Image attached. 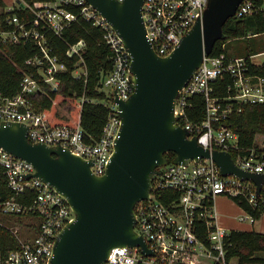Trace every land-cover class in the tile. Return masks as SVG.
I'll list each match as a JSON object with an SVG mask.
<instances>
[{"label":"built area","instance_id":"2783aa9c","mask_svg":"<svg viewBox=\"0 0 264 264\" xmlns=\"http://www.w3.org/2000/svg\"><path fill=\"white\" fill-rule=\"evenodd\" d=\"M19 2L15 9L23 8L32 17L21 20L17 15H10L14 8L5 10V16L0 17V45L33 43L37 54L25 64L35 67L37 75L25 73L21 90L13 97L5 96L0 90V122L28 126L29 142L61 146L92 163V173L102 177L113 156L122 125L116 98L127 101L135 91L130 80L132 57L123 39L86 0ZM208 3L209 0H144L143 23L155 53L160 57L169 56L203 18ZM262 11L264 0L261 4L258 0H244L233 18L243 19ZM80 18L92 21L105 31L104 40L112 51L113 68L101 81L102 91L110 98L109 114L101 137L94 142L87 139L80 116L74 126H53L47 114L37 110L27 97L41 90L37 80L58 88L57 75L66 71L67 66L53 54L48 35L63 38L65 31ZM85 53L86 43L80 40L68 44L65 56L77 58L76 66H79L84 62ZM259 55L252 56L251 60ZM78 70L74 72L75 77L81 74ZM228 76L232 94L223 98L215 96V84ZM194 97L205 101V119L198 123L189 117V113L195 112ZM85 102L100 103L82 97L77 106L82 108ZM234 102L264 104V77L250 73L246 58L204 55L200 67L178 93L174 117L190 133L189 138L197 137L204 149L231 154L239 150L238 135L224 123L234 111ZM233 160L246 172L263 174L264 142L249 156L238 154ZM0 168L14 195L0 203V212L38 220L26 233V240L12 232L19 246L7 253L0 252V264H50L56 239L75 220L71 206L53 187L32 176L35 168L26 160L0 149ZM221 195L242 198L256 206L258 198L264 202V184L257 196L253 182L234 175L223 176L212 158L192 160L188 165L170 163L158 168V174L152 178L150 199L135 207V232L142 237L145 247H114L105 264H229L226 241L230 232L219 226L216 209V199ZM248 219L255 222L248 215L241 221ZM199 226L206 228L204 239L198 236ZM32 232L36 234L33 239L30 238Z\"/></svg>","mask_w":264,"mask_h":264},{"label":"water","instance_id":"95a60500","mask_svg":"<svg viewBox=\"0 0 264 264\" xmlns=\"http://www.w3.org/2000/svg\"><path fill=\"white\" fill-rule=\"evenodd\" d=\"M86 1L123 39L132 57L135 91L127 101L116 98L122 125L105 175L95 176L92 163L61 146L29 142L28 126L0 122V149L31 163L36 171L32 176L60 193L75 214L56 239L50 264H105L114 247H145L135 232V207L150 199L153 176L170 163L212 158L223 176L253 182L257 196L264 184V173L240 169L228 152L204 149L174 117L179 91L204 55H211L244 0H209L203 18L166 57L158 56L146 37L144 0ZM169 152L176 154L172 161L165 157Z\"/></svg>","mask_w":264,"mask_h":264},{"label":"trees","instance_id":"16d2710c","mask_svg":"<svg viewBox=\"0 0 264 264\" xmlns=\"http://www.w3.org/2000/svg\"><path fill=\"white\" fill-rule=\"evenodd\" d=\"M28 4L47 2L50 0H21ZM263 0H258L261 4ZM0 8L4 10L5 4L0 0ZM75 13L77 9L70 8ZM10 15H17L21 20L32 17L23 8L15 9ZM5 16V10L0 17ZM264 11L253 16L237 19L230 18L223 28V38L219 40L211 53L212 57L222 54L233 57L246 58L250 73L264 77V63L256 65L251 57L264 53ZM105 31L92 21L82 18L74 22L64 33L63 38L48 35L49 43L54 48L61 62L65 63L67 70L58 74L59 86L54 89L43 80H37L41 90L35 91L27 97L35 108L45 112L53 126H74L80 116L81 126L91 142L99 139L107 122L110 98L102 91L101 81L113 68L112 51L104 40ZM256 35V36H255ZM263 37V38H261ZM83 40L86 43L84 62L76 66L77 58H66L65 52L68 44H75ZM229 51H233L231 55ZM33 43L21 45H0V90L7 97L17 95L21 90L22 78L25 73L37 75V69L27 66L25 61L36 55ZM83 69L79 77L74 76L77 69ZM230 78L219 80L215 86V96L228 97ZM100 101V103L85 102L82 108L77 106L78 99ZM106 102V104L102 102ZM195 112L189 113L190 120L198 123L205 119V101L201 97H194ZM64 106V114H60L59 107ZM238 135L237 152H231L233 159L237 155L249 156L260 142H264V104H249L234 102V111L224 123ZM261 141H259V139ZM173 160L176 154L169 152L165 155ZM13 192L7 185V180L0 168V203L13 198ZM248 216L255 221L264 215V202L258 198L256 206L250 205L245 199L232 198ZM198 236L204 239L205 226L198 227ZM18 240L6 227L0 224V252L7 253L17 249ZM227 262L237 259L238 264H264V234L256 231H230L227 241Z\"/></svg>","mask_w":264,"mask_h":264},{"label":"rangeland","instance_id":"374dc122","mask_svg":"<svg viewBox=\"0 0 264 264\" xmlns=\"http://www.w3.org/2000/svg\"><path fill=\"white\" fill-rule=\"evenodd\" d=\"M6 10L13 9L15 7H18L19 2L18 0H3ZM1 11V10H0ZM263 38V37H261ZM231 55L233 54V51H229ZM253 63L255 64H263L264 62V55H259L253 57ZM83 69H79L78 72L83 73ZM110 90V88L108 89ZM60 114H64L65 107L60 106L59 107ZM259 139V138H258ZM261 139V138H260ZM259 139V141H261ZM216 206H217V212H218V223L219 226L222 227L224 230H227L228 232L232 230H238V231H254V229H258L259 227V221L255 224V228L249 224L250 219H248L246 222L242 223L239 221V218L247 216V213L241 209L232 198L226 197V196H218L216 199ZM262 219V218H261ZM37 219H29L27 217H18L14 215H6L0 212V224L6 227L8 230L12 232H15L18 234L20 239L26 238V233L33 227L34 223H37ZM13 234V233H12ZM15 236V235H14ZM36 236L34 232L30 234V238L33 239ZM17 239V237L15 236ZM26 240V239H25ZM259 256L264 257V253H260ZM229 264H238L237 259H232Z\"/></svg>","mask_w":264,"mask_h":264},{"label":"crops","instance_id":"0c3cea01","mask_svg":"<svg viewBox=\"0 0 264 264\" xmlns=\"http://www.w3.org/2000/svg\"><path fill=\"white\" fill-rule=\"evenodd\" d=\"M2 2H3V0H1ZM20 0H18V2H19ZM4 3V2H3ZM0 14L4 11V10H6V9H4V10H2L1 8H0ZM252 62H253V60H252ZM255 64V63H254ZM256 65H261V64H256ZM263 142H260V144H262ZM259 144V145H260ZM216 209H217V206H216ZM241 218H243V217H241ZM241 218H239V221L240 222H242L241 221ZM219 219V218H218ZM259 221V227L260 228H258V229H254V231H256V232H259V233H263L264 234V215L262 216V219H260V220H258ZM258 221H255V222H253V223H249V224H251L254 228H255V224L258 222ZM244 222H246V221H244ZM244 222H242V223H244Z\"/></svg>","mask_w":264,"mask_h":264},{"label":"bare ground","instance_id":"6f19581e","mask_svg":"<svg viewBox=\"0 0 264 264\" xmlns=\"http://www.w3.org/2000/svg\"><path fill=\"white\" fill-rule=\"evenodd\" d=\"M20 3V2H19ZM210 56V55H209ZM256 186V185H255Z\"/></svg>","mask_w":264,"mask_h":264}]
</instances>
